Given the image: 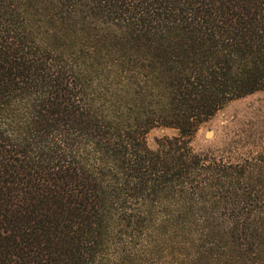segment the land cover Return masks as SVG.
<instances>
[{"label":"trees","instance_id":"trees-1","mask_svg":"<svg viewBox=\"0 0 264 264\" xmlns=\"http://www.w3.org/2000/svg\"><path fill=\"white\" fill-rule=\"evenodd\" d=\"M258 91L264 0H0V264H264V129L192 146Z\"/></svg>","mask_w":264,"mask_h":264},{"label":"rangeland","instance_id":"rangeland-1","mask_svg":"<svg viewBox=\"0 0 264 264\" xmlns=\"http://www.w3.org/2000/svg\"><path fill=\"white\" fill-rule=\"evenodd\" d=\"M264 129V91H258L246 97L233 100L220 109L210 120L203 123L195 133L192 146L198 153L215 156L240 155L244 152L255 151L260 148L257 142L236 144L241 134L256 133V130ZM174 128L156 127L147 135L148 144L151 148H157V139L168 135H177ZM165 249L154 251V260L164 262L169 260L171 249L164 245ZM140 247V246H139ZM134 258V256L132 257ZM141 263L140 259H129L128 264Z\"/></svg>","mask_w":264,"mask_h":264}]
</instances>
